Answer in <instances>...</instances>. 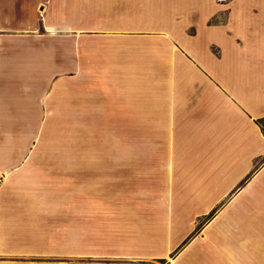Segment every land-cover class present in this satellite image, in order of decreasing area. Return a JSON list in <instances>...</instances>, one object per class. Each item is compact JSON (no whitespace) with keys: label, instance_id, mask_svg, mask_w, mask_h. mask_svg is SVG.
I'll list each match as a JSON object with an SVG mask.
<instances>
[{"label":"rangeland","instance_id":"obj_1","mask_svg":"<svg viewBox=\"0 0 264 264\" xmlns=\"http://www.w3.org/2000/svg\"><path fill=\"white\" fill-rule=\"evenodd\" d=\"M0 8L10 31L37 28L49 76L30 159L0 176V264H264V174L243 189L264 169V147L254 145L233 185L222 152L213 159L178 116L181 90L183 116L200 120L199 130L246 132L220 92L256 94L251 78L262 66L246 64L242 46L264 42V0H3ZM183 42L201 50L218 83L189 76L199 65ZM253 108L264 113V103Z\"/></svg>","mask_w":264,"mask_h":264},{"label":"crops","instance_id":"obj_2","mask_svg":"<svg viewBox=\"0 0 264 264\" xmlns=\"http://www.w3.org/2000/svg\"><path fill=\"white\" fill-rule=\"evenodd\" d=\"M229 3L222 5L221 8L228 7ZM223 12L225 13L224 16ZM220 13L221 17H225L218 22L222 25L227 19V14L225 10ZM212 27L214 28V26ZM36 29L32 28V31H10L8 14L0 8V176L22 167V164L30 159L28 150L34 144L36 136H39L42 123H46L42 120L41 84L42 77L47 79L49 76H42L41 37ZM183 47L186 56L187 54L192 55L199 65L197 70H194L189 76H197L202 83H206L207 79L218 83L214 75L204 66L201 50L197 49L193 43L186 44L183 42ZM242 49L246 64L258 63L262 66L251 78L253 80L251 85L256 90V94H252L251 97L250 95L240 97L237 95L238 92L236 94L230 89L220 92L221 96L236 105L242 113L241 120L243 121L242 124L245 123L246 132L243 130L241 138L238 134L237 137L234 136L235 130H229L225 136H221V133L211 134V132H203V129L199 130L198 123L201 122L200 120L192 121L184 118V94L180 90L178 95V100L181 102V106L178 108V116L182 115L183 120L191 122L189 129L190 133L193 134V142L198 138L199 133L201 136L199 139L205 140L213 150L211 151L213 159L219 158L222 152L225 160L229 163L226 168L231 169L230 174H226L224 177L228 178L233 185L243 179L249 169V162L257 155L251 154L254 152V145H259L260 149L264 147V132L258 123V119L264 117V113L256 114L253 112L255 105L264 103V42L260 44L249 43L246 46L243 45ZM215 51L221 56L223 48L218 46ZM183 54L185 55V53ZM186 76L188 77L185 72L182 80ZM246 88H250V86H246ZM248 91L251 90L248 89ZM247 93L249 94V92ZM221 114L222 112L219 113V115ZM197 118L200 119L199 114ZM231 122L235 126L236 120L232 119ZM237 146L238 148H236ZM263 174L264 169L259 170L243 189L245 190L257 182ZM151 255L161 254L151 252Z\"/></svg>","mask_w":264,"mask_h":264},{"label":"trees","instance_id":"obj_3","mask_svg":"<svg viewBox=\"0 0 264 264\" xmlns=\"http://www.w3.org/2000/svg\"><path fill=\"white\" fill-rule=\"evenodd\" d=\"M258 123L262 126V128L264 129V117H261L258 119Z\"/></svg>","mask_w":264,"mask_h":264},{"label":"bare ground","instance_id":"obj_4","mask_svg":"<svg viewBox=\"0 0 264 264\" xmlns=\"http://www.w3.org/2000/svg\"><path fill=\"white\" fill-rule=\"evenodd\" d=\"M51 30V29H50Z\"/></svg>","mask_w":264,"mask_h":264}]
</instances>
